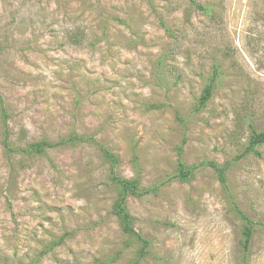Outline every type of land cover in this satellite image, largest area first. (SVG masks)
<instances>
[{
  "label": "rangeland",
  "instance_id": "obj_1",
  "mask_svg": "<svg viewBox=\"0 0 264 264\" xmlns=\"http://www.w3.org/2000/svg\"><path fill=\"white\" fill-rule=\"evenodd\" d=\"M0 95L15 147L88 138L9 153L0 109V264L138 258L100 144L150 189L127 199L138 264H264V144L244 153L264 129V0H0ZM235 205L257 223L246 256Z\"/></svg>",
  "mask_w": 264,
  "mask_h": 264
},
{
  "label": "trees",
  "instance_id": "obj_2",
  "mask_svg": "<svg viewBox=\"0 0 264 264\" xmlns=\"http://www.w3.org/2000/svg\"><path fill=\"white\" fill-rule=\"evenodd\" d=\"M196 6L200 9H205L204 6L196 4ZM81 33H75L71 35V38L77 40L81 39ZM220 75L219 68L217 65L214 67L213 77L210 83L206 86L204 93L200 98V106H204L209 99L212 97L213 92L216 88V80ZM0 109L4 118V144L9 153H30V154H44L46 148L56 147L62 144L77 142L78 140H88V138L80 135H71L68 138H62L59 141H49L48 139H42L39 141H34L29 143L25 148L15 147L13 142L11 141L10 130L8 127V118L9 114L7 113L4 101L2 96L0 95ZM264 144V129L258 130L251 126V134L248 139V143L245 147L246 152L254 151L256 147ZM100 148L102 151L103 158L106 162L110 163L112 166L111 177L113 184L116 186L118 196L116 201L114 202L112 212L118 218L122 231L128 235L131 239H133L134 244L138 245V258L134 260L131 264H138L140 260L148 253L149 247L151 246V241L144 236H142L133 226L134 217L127 210V199L129 196L141 197L146 195L150 189L142 186L140 177L135 178H124L118 176L113 167L118 163V157L112 153L108 148L100 144ZM182 146L179 147V172L178 176L182 180H188L191 174L194 172L196 166L188 167L181 159ZM212 164L219 176L220 181L223 185L226 186L227 179L225 172L227 170V166H219L215 163ZM235 210L238 217L242 221V231L240 238V246L241 250L246 256L252 247V242L254 238V234L256 232V222L249 218L237 205H235ZM56 244L61 243V240L56 241Z\"/></svg>",
  "mask_w": 264,
  "mask_h": 264
}]
</instances>
